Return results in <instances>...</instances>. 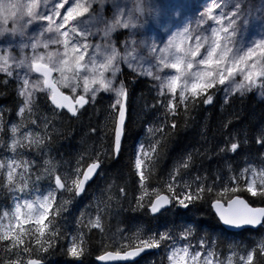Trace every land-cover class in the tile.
Here are the masks:
<instances>
[{"label":"trees","instance_id":"obj_1","mask_svg":"<svg viewBox=\"0 0 264 264\" xmlns=\"http://www.w3.org/2000/svg\"><path fill=\"white\" fill-rule=\"evenodd\" d=\"M188 1L163 0L166 14L161 23L203 24L200 12L204 8H191ZM221 1L228 24L235 21L229 13L238 11L249 14V27L245 29L252 35L264 27V1ZM124 2L126 7L134 8V0ZM76 3L72 0L67 5L73 4V15L67 18L68 36L74 32L80 37L74 21L83 10L74 8ZM145 9L141 23L156 24L158 21ZM87 16L84 14L82 19ZM239 24L235 25L241 29ZM31 35L32 31L27 33V39ZM43 37L51 40L49 32ZM262 48L258 50V57H263L262 67L246 82L244 92L237 88L229 97L222 95L224 83L217 82L216 76L197 94L176 92L171 100L158 92L156 77L131 68L121 70L116 83L129 93V114L118 155L114 152L118 107L113 94L99 93L95 101L71 115L56 113L46 93L37 92L30 108L19 116L21 121L14 125L23 124L24 131L35 130L43 143L50 145L57 163L68 165V173L81 174L84 167L98 160L102 167L83 196H75L71 177L66 188L55 189L54 202L43 224L29 221L13 227V232H3L6 228L0 227V264H27L32 259H40L43 264H98L96 257L106 251L144 245L154 247L153 252L126 264H172L170 252L177 245L211 253L213 264H264V226L229 231L211 206L215 200L227 201L236 195L264 206V96L255 91L264 93ZM74 62L79 74L80 61ZM22 103L17 81L0 74L3 152L9 139L8 123L17 118ZM139 155L144 157L141 166ZM25 160L35 164L33 169L43 191L57 187L56 174L67 175L49 172L34 157ZM26 177L28 183H35L34 176L26 173ZM162 193L173 197V205L154 216L149 206ZM10 205H1L0 215Z\"/></svg>","mask_w":264,"mask_h":264},{"label":"rangeland","instance_id":"obj_2","mask_svg":"<svg viewBox=\"0 0 264 264\" xmlns=\"http://www.w3.org/2000/svg\"><path fill=\"white\" fill-rule=\"evenodd\" d=\"M124 1L86 0L76 3L74 8L83 10L74 21L79 37L74 32L68 36L69 29L66 27L73 8L67 5L72 0H0V74L17 80L24 102L30 105L36 92L44 91L43 80L31 70L34 62L50 65L56 71L55 82L59 87L69 90L76 97L78 89L74 60L79 59L80 68H85L84 73L81 71L78 74L82 92L93 96L101 87H105L106 69L113 65L116 60L114 56L120 59L125 57L137 64L126 61L128 67L152 70L159 93L167 94L171 100L175 99L176 92L194 94L203 90L210 79L214 81L215 76L217 82L224 83V97L233 95L237 88L244 92L246 82L262 67L263 57H258V50L263 47L264 54V27L256 35L246 30L249 27V14L231 12L229 17H234L235 21L233 25L227 24L226 10L220 12L211 9L207 2L201 1L204 7L200 12L204 17L203 24H160L162 16L166 14L162 9L163 0H134V8L126 7ZM234 3L240 1L235 0ZM143 8L158 21L156 24L141 23L143 20L140 19H145ZM84 14L88 16L82 19ZM98 15L103 18L104 24H96ZM238 22L241 23L239 27L245 30L235 25ZM152 25L159 28L153 29ZM115 26L122 27V40L112 38ZM106 30L109 33L105 35ZM31 31V38L27 39L26 34ZM48 32L50 41L43 37ZM156 34L162 39L157 48ZM114 50L122 52L116 55ZM71 54L74 56L70 57ZM239 75L243 78H236ZM249 88L253 89V85ZM255 91L263 98L264 93ZM118 93L116 90L115 94ZM10 167L18 171V166L10 164ZM41 205L42 201L30 206L29 203H20L18 210L12 207L3 212L1 224L15 227L17 222L27 217L41 219ZM188 251L174 250L171 254L173 262L186 258L194 260L193 257L197 261L200 253L196 252L193 256ZM207 264H212L211 257H207Z\"/></svg>","mask_w":264,"mask_h":264},{"label":"water","instance_id":"obj_3","mask_svg":"<svg viewBox=\"0 0 264 264\" xmlns=\"http://www.w3.org/2000/svg\"><path fill=\"white\" fill-rule=\"evenodd\" d=\"M34 71L44 77V86L53 91L52 100L55 105L59 109L66 107L68 110L74 113V109L67 103V98L65 97V95L60 92L56 84L53 82V70L49 66H46L42 63H38L34 65ZM126 116L127 96H125L123 99L122 107L119 111L117 119L114 145V150L117 153L120 151L122 145ZM99 167V163H94L88 166L77 190L78 194H81L85 190L88 183L96 177ZM171 205L172 199L170 198V196L168 194H161L153 200L151 206L149 207V210L152 215H158L162 211L170 208ZM212 209L215 215L217 216L218 220L221 222L222 226L229 231L257 229L264 222V207H254L244 197L241 196H235L227 203H224L220 200L214 201L212 203ZM152 250V247L142 246L128 249L124 252L107 251L98 256L96 258V261L98 264L129 263L136 261L141 256L151 252Z\"/></svg>","mask_w":264,"mask_h":264}]
</instances>
